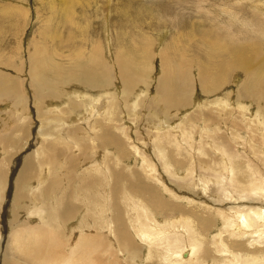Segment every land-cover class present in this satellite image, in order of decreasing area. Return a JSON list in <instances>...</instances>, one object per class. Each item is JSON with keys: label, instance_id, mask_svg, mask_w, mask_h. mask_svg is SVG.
<instances>
[{"label": "bare ground", "instance_id": "6f19581e", "mask_svg": "<svg viewBox=\"0 0 264 264\" xmlns=\"http://www.w3.org/2000/svg\"><path fill=\"white\" fill-rule=\"evenodd\" d=\"M170 1L172 13L162 8L149 23L168 19L156 34L162 45L168 27L178 30L162 50L143 35L132 9L124 12L136 31H118L113 43V0L98 6L105 7L101 35L110 50L83 31L86 47L47 53L27 46L44 142L13 173L12 226L0 225V264H264V21L243 11L199 17ZM246 2L264 14V0ZM16 10L0 8V43ZM117 26L125 28L122 17ZM156 59L162 75L153 96L147 80ZM10 75L0 71V98L21 109L27 101ZM199 85L207 100L194 106ZM19 132L5 143L16 144ZM5 177L0 168V209Z\"/></svg>", "mask_w": 264, "mask_h": 264}, {"label": "rangeland", "instance_id": "374dc122", "mask_svg": "<svg viewBox=\"0 0 264 264\" xmlns=\"http://www.w3.org/2000/svg\"><path fill=\"white\" fill-rule=\"evenodd\" d=\"M49 1H51V0H49ZM49 1L48 0H0V8L3 7L4 9H7L8 5L17 7V10L10 14L9 22L5 23V27L8 29V31L11 28V31H9V33H7V36L4 39V42L0 43V54H1L0 57L2 59H3V57L6 59V60H4V59L2 60L0 58V60L2 61V62H0L1 63L0 64V71L2 70V72L4 73V75L6 74V76H7V74H9V75L11 74L9 77H10V79H12L14 81L12 83L15 86V87H13V89H16L19 86L22 87V88L19 87L20 91L22 89L21 94L24 96L25 102L26 101L28 102V103L26 102L23 105L26 108L21 106V109L24 108V110L22 109L24 111L23 112L20 108L17 109L11 105L10 101H12L13 99H11V98L9 99V97H5V96H1V98H0V123H1L0 124V168H4L5 175H6V177L4 179L5 180L4 185L6 187L5 192H4L5 203H4L3 208L0 209V211L1 210H2V212H4L5 210L7 211V218L3 217L1 219L2 221L0 220L1 226H4L5 224L10 226V227L12 226V216H13V211H14V197H13V188H12L13 173L15 171L16 165H18L17 164L18 161L20 160V158L23 155L27 154L28 152L30 153L31 151L33 152V150L35 149L34 144L36 145V143L38 144L40 142L36 146V148H37L40 146V144L42 142H44V139L42 138V136L39 133L40 121H39L38 116H37V112H36L37 110H35L36 107H34V102H33L34 97L32 96L33 90L30 88V86L28 84V83H30V78L28 77L29 74H28V72L26 73V71H25V70L28 71V63L26 61L28 59L27 46H30L32 44V42H34V46H33V48H31L32 52L36 49L39 52H41V50H43V51L47 50L48 51V52L46 51L47 53H50V52L55 51V50L69 51V49L75 48V47H82V46L86 47V46H88L87 42H85L83 40H82L83 41L82 42L81 40H79L80 34L82 33L81 31H83V32H87L86 39L103 42L104 45H109V50H110V48H112L111 41L107 42L106 40H104L102 38V35H101V33H103V30L105 27V22L103 20V17H104L103 10L105 9V7L102 6L101 8L98 9V6H99V3L104 4L103 0H81L84 5H82L81 1H79V0L78 1H76V0H71V1L69 0L68 1L67 0L66 2L67 3L70 2L69 3L70 6L68 4H66V2H63V0H53L54 2L53 1L49 2ZM55 1H58L59 3L58 2L56 3ZM131 1L130 0H113L114 4L111 5L110 8H112L114 10L115 15H113L114 17L108 16V18L106 16V18L108 19V23H109V27H110V31H111L110 34L113 35V36H110V39H111V37H113L112 41H113V43L116 44L115 38H116V34L118 31H120L121 33H124V32H128V33L132 32L133 33V31H136V29L134 27H131L127 24L126 19L127 20H130V19L127 17L126 12H124V11H130L129 9H132L129 13H132L133 18H139L142 20L141 25H143V29H142L143 35H145L147 38L150 37L152 39V42L156 43V47L158 46L159 49L162 50L170 41L173 33H175L178 30L175 27H168L169 31L167 30L164 33V35L165 36L167 35V36H166V39L164 41V44L162 45V43H160L157 40V36H156L157 32H159V29H161V28H158V26H165L169 23V21H168V19H165V18L157 19V21L153 24L154 26L149 28L150 17H153V18L160 17V15L162 13L161 12L162 8H164V10L167 11V12H165V14L167 16H168V14H171L172 12L168 13V11L169 10L173 11L172 7H171V6H173V4L169 5L172 2L170 0H131ZM179 1L185 10L187 8H192L193 11L195 12V14L199 15V17L210 18V17H214V16H220L221 18H226V16L224 15V12L236 13L239 11H243V12H246L248 14V17H250V18L252 16H255L253 12H256L257 14H260V15H257L255 17H257L261 22L264 21L263 12L254 11L252 9V7L246 2V0L244 2H240L239 0H179ZM47 2H49V3H47ZM74 2L76 5L78 2L79 6L76 7L75 4L73 5ZM97 2H98V4H97ZM120 3H122V4H120ZM130 3H131V5H130ZM198 3H200L201 7L203 4L204 5L206 4L205 6L206 7L208 6L207 8H210V9L209 10H207V9L200 10L198 8V5H197ZM81 5H82V7H81ZM118 5L119 6L121 5L122 7L121 6L119 7ZM168 5L170 8L168 7ZM69 7H70V9L72 7H75L76 9L75 10L74 9L69 10L68 9ZM51 8H54V10L52 9V11H51ZM66 8L68 11L66 10ZM203 8H204V6H203ZM58 10L63 11V13L66 14V19H68V23H67V21L61 20V16H62V18L65 17L63 14L58 13L60 16H57L58 14L55 12H57ZM22 11L25 13H22ZM107 11L109 12V14H111L110 9H108ZM53 12L55 14H53ZM121 12H123L126 16L123 15ZM73 15H74V17H73ZM57 17H58V19H57ZM76 17H78V18H76ZM119 17L123 18V20L126 23V26H125V28L118 30L117 28L119 26H117V20ZM79 18H81V19H79ZM71 24H73L75 26H73ZM45 26H46V29H45ZM83 28H86L87 30L83 29ZM90 32H92V33H90ZM76 34H78V36ZM78 37H79V39H78ZM90 37H91V39H90ZM45 38L47 39L46 42L44 41ZM76 39H77V42H75ZM78 40L80 41V43H78L79 42ZM27 43H29V44H27ZM69 43H70V46L66 47ZM88 48H91V47L89 46ZM12 51H13V53H11ZM46 52H43V53H46ZM88 52H89V50H88ZM114 52H116V47L113 48L112 54H114ZM20 57L23 59H21ZM6 61L8 64H10V62H11V65L14 68H12V66L7 67ZM3 63H4V65H3ZM152 64L153 65L155 64L153 67H154V69H156L157 73H155V75H153L147 81H148V84H150V89H151V87L153 89V90L152 89L150 90V95L152 94L153 96H156L155 91H154L156 88L155 87L156 86L155 85L156 84L155 78H157L159 75H162V72H161V68H160V62L158 59L153 60ZM5 67H7V69ZM11 68H12V70H11ZM17 73H18L19 77H21L22 79L20 78V80H19V77H18V79L16 78ZM13 78L14 79L16 78L17 80L16 79L14 80ZM28 79H29V81H28ZM16 81H17V84L19 83L18 86L15 85ZM18 81H20V82H18ZM22 81L24 82L23 83L24 86H22V84H20ZM118 86H119V84H118ZM144 86H146V85H144ZM60 87L63 89H66L67 87H71V86H67V84H66V85H63ZM144 89L147 92L146 87H144ZM199 90H200V85L198 86V89H196V87H195V93H193L194 96L191 94L194 97V98L191 97V99L192 98L195 99V100H192L193 102H195L194 106H197V104L201 103V102L204 103L207 100V98L204 97L200 93ZM139 92L140 91L138 90L137 87L133 91L134 94H137ZM198 98H201V99H198ZM67 100H65L66 103H68ZM45 106L48 107L47 105H45ZM4 109H6V111H10L9 114H8V112L6 113V111H3ZM60 109H66V107L60 108ZM192 111L193 110L191 109L188 112L191 113ZM184 114H185L184 112H181L179 115V118L183 117ZM22 119H23V121H22ZM177 119H178V114H177L176 120ZM24 120H25V122H24ZM36 120L39 122H37ZM124 127H128V125L125 124ZM183 128L185 129V127H183ZM189 128H192V126H189ZM14 129L16 130V132L18 130L20 131L19 132L20 134L18 133L17 134L18 136L16 135V137H20L23 134L20 137L21 139L23 137V139H22V141H20L21 139L20 140L17 139L16 144H18V145L14 144V143H13L14 145L12 143H11V145H9V144L7 145L5 143L6 141H4V137L5 138H8V137L12 138L11 136H13L12 134L15 132ZM10 132H12V133L9 134ZM16 132L14 133V135L16 134ZM39 137H41V138H39ZM1 141H3V142H1ZM140 143L142 144L143 141H141ZM241 147H242V149L244 148L243 145H241ZM180 151L183 152L182 150H180ZM147 154L149 156L150 152H147ZM60 160L61 159H59L58 161H60ZM159 161L160 160L157 161V163H156L157 165L153 163L154 165H156L157 169H161L160 168L161 166H159V164L161 162H159ZM12 162H15V166L13 165L14 163H12ZM89 162H92V161H89ZM85 163L86 162H84V164ZM69 165L70 164H68V167H69ZM76 165H78V164H76ZM187 171H188V169H187ZM71 172H74L75 174L77 173L75 169H72ZM181 174H185V172L183 173V171H182ZM63 177H64L63 179L69 178L68 175H65ZM4 198L2 195L1 196L2 202H3ZM29 207H31V205H26L20 209V217L24 221V223H26L25 222L26 215L29 214Z\"/></svg>", "mask_w": 264, "mask_h": 264}]
</instances>
